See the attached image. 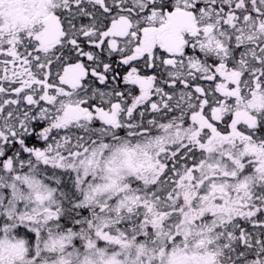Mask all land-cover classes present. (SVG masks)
Wrapping results in <instances>:
<instances>
[{
	"label": "snow or ice",
	"instance_id": "obj_1",
	"mask_svg": "<svg viewBox=\"0 0 264 264\" xmlns=\"http://www.w3.org/2000/svg\"><path fill=\"white\" fill-rule=\"evenodd\" d=\"M0 264H264V0H0Z\"/></svg>",
	"mask_w": 264,
	"mask_h": 264
}]
</instances>
